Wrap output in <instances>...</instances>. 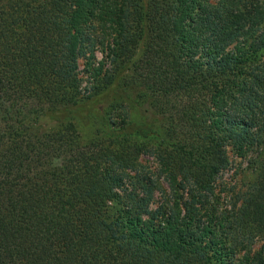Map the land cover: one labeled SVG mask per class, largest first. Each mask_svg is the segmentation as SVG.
<instances>
[{"label":"trees","instance_id":"trees-1","mask_svg":"<svg viewBox=\"0 0 264 264\" xmlns=\"http://www.w3.org/2000/svg\"><path fill=\"white\" fill-rule=\"evenodd\" d=\"M83 47L110 61L86 139ZM260 238L264 0H0V264H264Z\"/></svg>","mask_w":264,"mask_h":264},{"label":"rangeland","instance_id":"rangeland-1","mask_svg":"<svg viewBox=\"0 0 264 264\" xmlns=\"http://www.w3.org/2000/svg\"><path fill=\"white\" fill-rule=\"evenodd\" d=\"M212 2L214 0H208ZM103 64L102 71H107L110 68V61L106 57V52L101 48L92 47L81 49V54L78 58V75L82 81V96L83 99L79 106L73 111L74 120L80 125L82 136L86 139L90 137L94 130L100 126L99 119L97 118L99 110L102 108V99L97 98L88 100L87 96L90 93V87L93 80L94 71ZM137 115V114H136ZM114 121L121 123L122 118L117 117ZM95 133V131H94ZM228 152V165L219 174L216 181L217 190L232 189L244 190L246 185L253 180L251 177V169L249 165L250 156L247 158L241 156L236 150L232 148L227 149ZM140 163L149 168L150 170L156 167L153 156L144 154L140 158ZM160 200L159 195H156L155 201ZM264 247V238L256 241L254 248L259 250Z\"/></svg>","mask_w":264,"mask_h":264}]
</instances>
